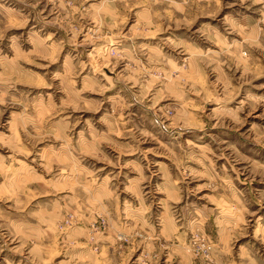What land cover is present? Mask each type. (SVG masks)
<instances>
[{
    "label": "rangeland",
    "instance_id": "1",
    "mask_svg": "<svg viewBox=\"0 0 264 264\" xmlns=\"http://www.w3.org/2000/svg\"><path fill=\"white\" fill-rule=\"evenodd\" d=\"M0 264H264V0H0Z\"/></svg>",
    "mask_w": 264,
    "mask_h": 264
}]
</instances>
